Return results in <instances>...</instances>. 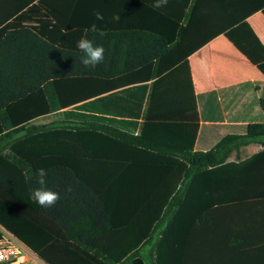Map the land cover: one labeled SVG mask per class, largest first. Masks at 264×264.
Masks as SVG:
<instances>
[{
	"label": "trees",
	"instance_id": "16d2710c",
	"mask_svg": "<svg viewBox=\"0 0 264 264\" xmlns=\"http://www.w3.org/2000/svg\"><path fill=\"white\" fill-rule=\"evenodd\" d=\"M1 1L10 9L0 14V226L46 264L158 263L195 178L240 146L264 145V124L195 152L199 113L188 58L211 39L189 38L190 28L176 25L173 38L147 25L96 24L92 32L84 0ZM235 12L221 1L214 36L225 35L264 74V46L247 15ZM82 38L105 49L96 68L81 64ZM60 111L61 120L32 125ZM107 115L134 118V128L142 118L140 135ZM111 145H121L117 156L104 149ZM101 160L125 165L121 175L103 178ZM39 168L45 187L60 194L50 208L30 198Z\"/></svg>",
	"mask_w": 264,
	"mask_h": 264
},
{
	"label": "crops",
	"instance_id": "0c3cea01",
	"mask_svg": "<svg viewBox=\"0 0 264 264\" xmlns=\"http://www.w3.org/2000/svg\"><path fill=\"white\" fill-rule=\"evenodd\" d=\"M221 1L235 13L247 15V23L264 46V0H167L159 9L152 7L155 0H84L83 6L85 23L104 25L106 29L147 25L148 30L173 38L178 25L190 28L191 39H211L188 58L199 113L195 152L205 154L220 139L244 135L247 126L264 124V74L225 35L214 36L221 22ZM1 2L0 14L10 9L8 3ZM96 12L104 19L96 20ZM132 84H122L99 97ZM49 116L56 118L53 122L59 121L62 111L37 118L32 125H45L43 121ZM105 119L140 135L142 118L137 119V128L129 122L134 118L107 115ZM111 146L113 149H104L114 150L117 156L121 145ZM99 166L100 175L106 178L113 170L116 177L120 176L119 170L125 165L101 160ZM153 166L166 165L156 162ZM186 200L179 223L172 226L166 243L160 245L156 264H264L263 144L240 146L225 164L204 170L195 178ZM158 252L159 246L156 259Z\"/></svg>",
	"mask_w": 264,
	"mask_h": 264
},
{
	"label": "clouds",
	"instance_id": "9594fccd",
	"mask_svg": "<svg viewBox=\"0 0 264 264\" xmlns=\"http://www.w3.org/2000/svg\"><path fill=\"white\" fill-rule=\"evenodd\" d=\"M165 4H167V0H155L152 7L159 9ZM95 18L96 20L104 19L103 14L100 12L95 13ZM90 31H98L97 25L95 23L91 25ZM77 48L83 53V56L81 57V64L85 67L96 68L105 59L104 47L101 45H96L91 40L86 38H82L77 42ZM46 177V169L39 168L36 171V182L40 185V187L35 188L30 196L31 200L42 208L53 207L60 200V194L58 192L45 187L47 183ZM67 190L70 191L71 189L69 188Z\"/></svg>",
	"mask_w": 264,
	"mask_h": 264
},
{
	"label": "built area",
	"instance_id": "2783aa9c",
	"mask_svg": "<svg viewBox=\"0 0 264 264\" xmlns=\"http://www.w3.org/2000/svg\"><path fill=\"white\" fill-rule=\"evenodd\" d=\"M0 264L46 263L10 233H3V239L0 240Z\"/></svg>",
	"mask_w": 264,
	"mask_h": 264
},
{
	"label": "rangeland",
	"instance_id": "374dc122",
	"mask_svg": "<svg viewBox=\"0 0 264 264\" xmlns=\"http://www.w3.org/2000/svg\"><path fill=\"white\" fill-rule=\"evenodd\" d=\"M54 120H56V118L54 116H49V117L44 119L43 124L51 123ZM0 231H2L4 234H8V233H6V231L1 226H0Z\"/></svg>",
	"mask_w": 264,
	"mask_h": 264
}]
</instances>
